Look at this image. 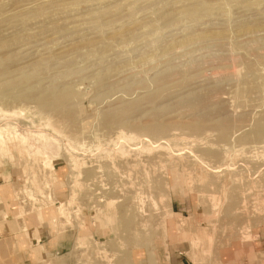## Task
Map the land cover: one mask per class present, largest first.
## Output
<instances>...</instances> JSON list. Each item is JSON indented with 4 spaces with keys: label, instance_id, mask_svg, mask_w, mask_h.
<instances>
[{
    "label": "rangeland",
    "instance_id": "rangeland-1",
    "mask_svg": "<svg viewBox=\"0 0 264 264\" xmlns=\"http://www.w3.org/2000/svg\"><path fill=\"white\" fill-rule=\"evenodd\" d=\"M0 264H264V0H0Z\"/></svg>",
    "mask_w": 264,
    "mask_h": 264
},
{
    "label": "bare ground",
    "instance_id": "bare-ground-1",
    "mask_svg": "<svg viewBox=\"0 0 264 264\" xmlns=\"http://www.w3.org/2000/svg\"><path fill=\"white\" fill-rule=\"evenodd\" d=\"M252 41V40H251ZM258 42V41H257ZM262 42V41H261ZM263 43V42H262ZM50 66V65H49ZM28 80V79H27ZM250 88V87H249ZM44 101H46L45 99H44ZM184 103V102H183ZM49 104H52L51 102L49 103ZM46 105H48V104H43L42 106H46ZM261 117V116H260ZM130 118V117H129ZM260 119V118H259ZM257 120V119H256ZM254 121V120H253ZM257 122V121H256ZM251 125V124H250ZM251 127V126H250ZM151 131H152V129H150ZM243 130V129H242ZM251 130H253L252 128H251ZM257 131V130H256ZM243 132V131H242ZM258 133V132H257ZM251 134H252V132H251ZM3 143V142H2ZM226 167V166H225ZM20 182V181H19ZM108 204H109V202H108Z\"/></svg>",
    "mask_w": 264,
    "mask_h": 264
}]
</instances>
